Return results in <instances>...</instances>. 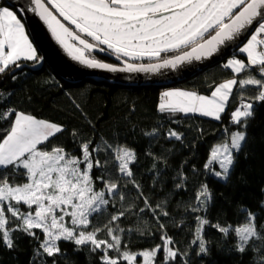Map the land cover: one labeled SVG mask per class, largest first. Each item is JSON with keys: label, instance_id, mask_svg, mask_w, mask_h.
<instances>
[{"label": "snow or ice", "instance_id": "6c2138e0", "mask_svg": "<svg viewBox=\"0 0 264 264\" xmlns=\"http://www.w3.org/2000/svg\"><path fill=\"white\" fill-rule=\"evenodd\" d=\"M31 4L34 5L32 11L74 61L91 69L109 72L176 69L182 63L210 58L221 46L254 28L246 43L239 47L247 62L233 57L224 65L232 70L233 78L215 86L209 96L179 89L163 91L157 108L161 114H198L220 121L226 108L236 99L234 89L255 87V96L239 92L240 103L230 113V123L238 130L229 134V143L213 148L209 164L205 165L208 168L211 163L219 164L220 171H215L214 175L224 180L229 178L236 154L246 144V129L255 116V105L264 103V0H31ZM53 10L68 25L74 26V30L66 26ZM69 41L77 42L79 46ZM93 51L109 52L124 66L117 67L86 55ZM173 52L182 54L174 58L161 56L162 53ZM40 59L21 19L9 7H0V74L10 70L12 65L20 67L18 62L21 60L39 62ZM142 59H162V63L144 65L129 62ZM253 71L258 72L260 78L253 75ZM13 113L14 119L7 134L0 139V241L7 248L14 247V232L40 240L34 231L38 229L44 236L40 249L48 257L63 255L59 241L74 243L76 251H80L82 246H87L92 252L99 250L102 253L101 264H138L137 255L143 258L142 264H153L161 250L164 264H180V259L187 256V252L181 253L175 247V241L167 233H162V244L152 250L134 254L127 250L126 244L122 250L120 233L125 230L119 227L118 221L127 214L151 211L158 223L159 216L169 215L162 205L153 207L135 181L130 167L136 160L134 150L126 146L115 148L114 159L119 173L116 179H106L103 172L94 178L93 169H103L108 163L96 155L110 149L107 142L103 146L93 145L91 140L81 143L80 157L72 156L62 147L48 151L45 150L47 144L64 131L63 126L15 109L0 112V121L9 119ZM144 134L153 136L156 130ZM76 135L74 130L73 136ZM166 135L169 139H182L181 134L172 129ZM21 169L27 182H10L9 175ZM121 178H127L123 187L131 184L135 188L144 207L137 210L134 204H123L126 196L122 191ZM95 180L102 182L100 190L95 188ZM183 186V183L177 185L178 188ZM195 199L191 211L206 212L212 199L207 185L201 187ZM116 200L121 202V208L111 214L104 226L110 239H99L98 233L102 229L92 226L91 218L106 212L109 206L115 208ZM242 212H246V220L235 227L211 224L206 216H196L198 223L191 244L197 246V255L209 252L204 236L205 225H208L225 238L235 234L237 251L256 250L259 252L257 264H264V225L257 228L255 213L244 209ZM66 216L70 218L68 222L65 221ZM159 227L164 229L165 225L160 223ZM110 251L118 255H110ZM40 254L38 251L37 255ZM53 264H56L55 260ZM184 264L188 262L184 261Z\"/></svg>", "mask_w": 264, "mask_h": 264}, {"label": "trees", "instance_id": "16d2710c", "mask_svg": "<svg viewBox=\"0 0 264 264\" xmlns=\"http://www.w3.org/2000/svg\"><path fill=\"white\" fill-rule=\"evenodd\" d=\"M0 7H6L4 0H0ZM176 54L179 53H162L161 56L170 58ZM87 55L99 61L112 62L91 53ZM232 57L247 62L245 54H240L239 50L228 59ZM228 59L169 88L209 96L215 86L233 78V72L224 67ZM155 61L162 59L137 62ZM18 63L24 65L22 69L15 70L16 66L12 65L10 70L0 74V94H3L0 112L15 109L37 119L62 125L64 131L51 138L45 148L48 151L53 147H62L72 156L80 157L81 143L91 140L93 145L103 146L107 142L110 149L96 155L108 163L103 169H93L94 178L103 172L106 173V179H116L119 173L114 159L115 148L126 146L134 150L136 160L130 167L134 171L135 181L140 184L153 207L160 204L168 211V216H159V223L151 211L129 213L118 221L119 227L125 230L120 233L122 250L124 244L134 254L152 250L162 244V233H167L181 253L187 252V256L180 259V264H184V261L188 264H257L259 252L253 249L243 253L237 251L235 234L225 238L216 228L208 225H205L204 232L208 254L197 255V246L191 244L198 223L196 216H206L211 224L235 227L245 222L244 209L255 213L257 228L264 225V103L255 105V116L246 129V144L236 154L229 178L220 179L214 175L216 167L214 170L205 167L209 164L213 147L228 142L229 134L238 130L236 125L230 123V113L240 103L239 92L255 96V87L234 89L237 92L236 99L226 108L222 119L217 121L198 114L171 116L158 112L160 95L168 87H128L91 79L67 84L47 65L31 71L28 66L34 65L36 61ZM253 75L260 78L258 72L253 71ZM12 119L14 113L9 119L0 121V139L7 134ZM154 129L155 135L144 134ZM169 129L181 134L182 139L167 138ZM74 130L77 133L75 137ZM23 171L11 173L10 182L25 183L27 177ZM126 179L120 180L126 196L123 204H134L137 210L144 207L131 184L123 187ZM180 183L184 185L182 188L177 187ZM203 185H207L212 199L206 212H192L191 206L195 205L196 194ZM102 187V182L95 180V188L100 190ZM114 202L115 208L109 206L106 212L91 218L92 226L102 229L98 233L99 239H110L104 226L108 224L111 214L121 208L119 200ZM160 223L165 225L164 229H160ZM34 231L40 240L22 232H14L12 249L0 241V264H53V260L56 264H101L102 253L99 250L92 252L87 246H82L80 251H76L77 246L70 241L58 242L63 255L48 257L40 249V241L44 239L42 233ZM38 251L40 255H37ZM109 254L118 255L114 251ZM139 257L137 255L138 260ZM153 264H164L163 250L156 254Z\"/></svg>", "mask_w": 264, "mask_h": 264}, {"label": "water", "instance_id": "95a60500", "mask_svg": "<svg viewBox=\"0 0 264 264\" xmlns=\"http://www.w3.org/2000/svg\"><path fill=\"white\" fill-rule=\"evenodd\" d=\"M4 3L6 7L13 10L19 19L22 20L28 37L34 44L37 53L41 58L39 62L34 63L32 66H28L29 69L31 71H35L47 65L52 72L58 74L59 77L67 84H78L80 81L91 79L95 82L103 81L109 84L128 87H171L177 85L179 82L188 80V78L199 74V72L207 68H210L211 65L220 63V61L230 57L232 53L239 50V47L243 46L249 38L251 32L254 30V28H249L247 32H244L235 41L227 42L225 45L221 46L220 50L210 58L201 59L200 61L192 60L191 63H182L176 69L169 67L161 68L155 72H109L101 69H91L81 65L77 61H74L52 37L49 29L39 16L32 11L34 5L31 4V0H4ZM53 12L56 14L55 11ZM58 18L60 19L59 16ZM61 21L65 23L66 26L70 27L66 21L64 22L62 19ZM69 42L77 43L73 41ZM77 46H79L78 43ZM87 54L89 53H86V55ZM91 54L99 57L101 56L112 61L111 63L106 61L102 62L117 67L124 66V63L121 60H117L115 55L110 54L109 52L93 51ZM170 58H174V56ZM131 63L142 64L136 61ZM155 63H162V61L144 63V65ZM23 66L24 65L16 67L15 70L22 69Z\"/></svg>", "mask_w": 264, "mask_h": 264}, {"label": "rangeland", "instance_id": "374dc122", "mask_svg": "<svg viewBox=\"0 0 264 264\" xmlns=\"http://www.w3.org/2000/svg\"><path fill=\"white\" fill-rule=\"evenodd\" d=\"M11 10V9H10ZM13 11V10H12ZM54 11V10H53ZM58 15V14H57ZM61 19V18H60ZM63 20V19H62ZM65 22V21H64ZM23 23V22H22ZM67 23V22H66ZM72 29H74L71 25H69ZM26 31V30H25ZM89 39V38H88ZM94 43V42H93ZM35 47V46H34ZM238 51V50H237ZM229 58V57H228ZM227 58V59H228ZM124 59H126V58H124ZM127 60V59H126ZM148 61H151V60H148ZM131 62H133V61H131ZM139 62V61H138ZM145 63V62H144ZM144 63H142V64H144ZM146 63H150V62H146ZM179 90H182V89H180V88H178ZM166 90H173V88H167V89H163L162 91H166ZM185 91V90H184ZM159 102H160V100H159ZM226 141V140H225ZM230 142V140L228 141V142H224V143H220V144H218V145H223V144H226V143H229ZM217 145H215L214 147H216ZM213 147V148H214ZM213 150V149H212ZM49 151H51V150H49ZM222 154V153H221ZM116 166H117V162H116ZM84 167V165L82 164L81 165V168H83ZM209 167L210 168H212L213 170L215 169V167L217 168L215 171H220V167H219V164H217V163H211L210 165H209ZM116 170H117V167H116ZM118 172V171H117ZM27 182V181H26ZM25 182V183H26ZM21 184H23V183H21ZM22 210H26V209H22ZM70 220V218L69 217H65V221L66 222H68ZM68 226H71L70 225V223H69V225ZM38 230V229H37ZM43 235V234H42ZM43 238H44V236H43ZM142 261H143V258L140 256L139 257V260L137 259V262H138V264H142Z\"/></svg>", "mask_w": 264, "mask_h": 264}, {"label": "crops", "instance_id": "0c3cea01", "mask_svg": "<svg viewBox=\"0 0 264 264\" xmlns=\"http://www.w3.org/2000/svg\"><path fill=\"white\" fill-rule=\"evenodd\" d=\"M13 12H14V11H13ZM60 18H61V17H60ZM61 19H62V18H61ZM72 27L74 28V26H72ZM25 32H26V34H27V31H25ZM27 35H28V34H27ZM28 38H29V37H28ZM89 39H90V38H89ZM29 40H30V39H29ZM245 43H246V42H245ZM33 46H34V44H33ZM103 47H106V46H103ZM239 53H240V54H244V53H241L240 51H239ZM37 55H39V54L37 53ZM232 58H233V57H232ZM126 59H127V58H126ZM144 60H147V61H148V59H142V60H138V61H139V62H142V61H144ZM153 60H154V59H153ZM228 60H229V59H228ZM228 60H227V62H228ZM21 61H23V60H21ZM136 62H137V61H136ZM227 62H226V63H227ZM226 63H225V64H226ZM225 64H224V65H225ZM230 70H231V69H230ZM231 71H232V70H231ZM208 118H211V117H208Z\"/></svg>", "mask_w": 264, "mask_h": 264}]
</instances>
